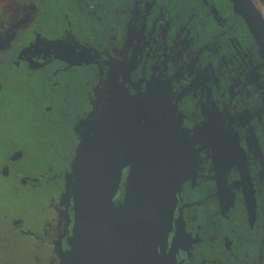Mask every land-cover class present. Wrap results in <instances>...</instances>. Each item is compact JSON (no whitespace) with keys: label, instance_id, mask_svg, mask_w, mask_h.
I'll list each match as a JSON object with an SVG mask.
<instances>
[{"label":"flooded vegetation","instance_id":"af4514ba","mask_svg":"<svg viewBox=\"0 0 264 264\" xmlns=\"http://www.w3.org/2000/svg\"><path fill=\"white\" fill-rule=\"evenodd\" d=\"M143 140L181 183L158 257L264 264V56L231 0H0V180L22 194L0 264H62L81 143L104 168L132 157L117 206Z\"/></svg>","mask_w":264,"mask_h":264},{"label":"water","instance_id":"95a60500","mask_svg":"<svg viewBox=\"0 0 264 264\" xmlns=\"http://www.w3.org/2000/svg\"><path fill=\"white\" fill-rule=\"evenodd\" d=\"M261 0H231L264 56V14ZM100 114L94 119L93 141L102 145ZM121 204L115 205L120 171L132 163L115 159L114 167H103L100 154L84 156V141L72 170L65 176L64 198L73 201L72 236L62 264H166L157 254L160 239L169 228L172 199L180 189L166 157L151 155L146 141L140 142ZM163 143V142H162ZM90 161V162H89Z\"/></svg>","mask_w":264,"mask_h":264},{"label":"rangeland","instance_id":"374dc122","mask_svg":"<svg viewBox=\"0 0 264 264\" xmlns=\"http://www.w3.org/2000/svg\"><path fill=\"white\" fill-rule=\"evenodd\" d=\"M259 6L261 7V9L263 11V14H264V0H261L259 2ZM13 112L14 113H12V116H11V119H10L11 122H15V121H17L20 118L19 112H22V114H23V111L22 110H18L17 108H14ZM14 115H15V119L16 120L13 121ZM31 115H32V113L30 111H27V113L24 112V117H27V118H25L26 122H29L28 119H30ZM26 130H29L30 132H24V134H31L32 131L35 130V128L28 127ZM11 133H12V135H10L11 140H15V139L19 140V138L21 137L22 138V144H23V131L21 133L20 129L18 128L16 131L12 130ZM33 142H34V139L31 138L30 139V143H33ZM16 146L18 147V145H16ZM21 148L23 149V146ZM29 158H30V155L28 154V158L23 161L22 166H24L25 168H27L25 163L29 162V160H30ZM6 182H7L6 180H0V209L1 208H3V209H5V208L6 209H11V208L15 209L16 206H17V203H19L20 199H22V194L21 195L14 194L7 187Z\"/></svg>","mask_w":264,"mask_h":264}]
</instances>
